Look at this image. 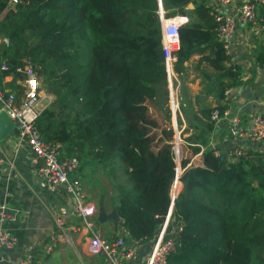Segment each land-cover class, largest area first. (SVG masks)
Segmentation results:
<instances>
[{
    "label": "trees",
    "instance_id": "trees-1",
    "mask_svg": "<svg viewBox=\"0 0 264 264\" xmlns=\"http://www.w3.org/2000/svg\"><path fill=\"white\" fill-rule=\"evenodd\" d=\"M1 13L7 70L0 75L12 76L13 89L15 69L33 67L39 89L53 97L34 124L41 141L57 145L60 159L75 158L77 171L96 165L111 174L125 243H152L179 184L164 234L175 230V247L164 264H264V152H243L235 162L215 157L205 135L211 113L221 116L225 106L200 107L201 117L181 131L175 119L179 139L200 156L196 164L179 159L172 185L174 132L169 125L155 140L147 115L145 101L160 89L167 97L159 17L186 19L171 54L173 76L198 55L197 66L214 74L217 103L237 85L239 69L216 40L207 0H16L12 7L0 0ZM257 61L264 65V44Z\"/></svg>",
    "mask_w": 264,
    "mask_h": 264
},
{
    "label": "crops",
    "instance_id": "crops-1",
    "mask_svg": "<svg viewBox=\"0 0 264 264\" xmlns=\"http://www.w3.org/2000/svg\"><path fill=\"white\" fill-rule=\"evenodd\" d=\"M246 1L248 0H229L228 4L220 7L219 13L231 18L238 6ZM258 16L262 18L260 11H258ZM260 20L258 19L254 24H237L227 39L224 50L229 58V64L238 67L239 75L237 85L224 93L220 103L214 99V74L204 63L197 66L198 55L190 57L183 64V73L176 77L174 85L177 103L175 119L178 118L181 121L180 131L186 128L190 121L201 117L200 107L225 106L223 113L226 115L219 116V121L212 123V130L205 135L207 149L215 146L222 154H227L233 148H239L243 152H264V140L233 141L228 133L231 118L236 117L241 124L250 125L255 117H264V65L259 66L257 61L258 50L264 44V28L260 26ZM2 78L3 86L7 90L20 92L24 88L22 76L15 80L13 89L11 88L12 76L6 75ZM207 87H209V92H205ZM43 98L44 91L41 90L38 101L40 110L51 102L45 105L40 104ZM171 119L175 127L176 121L172 116ZM199 156L200 154L196 155L194 159L198 161ZM88 166L85 165L76 171V175L81 180L83 198L95 205L101 201L104 210L108 213L113 209L110 202L111 194H108L101 185L99 186L97 180L94 183L97 185H91L93 179L87 184L88 177L84 172L89 168ZM179 171L180 175L181 170ZM89 193L94 195H89ZM95 195L97 196L94 197ZM0 205L14 215L13 222H3L0 228L16 239L13 248L0 249V264H14L27 252L26 250H29L31 264H110L104 257H92L84 252L86 240L80 231V220L72 214L65 217L64 226V232L70 238L69 242L61 240L51 253L44 254L43 247L48 241L47 236L52 229L53 218L58 216L63 209L70 212L72 200L64 194L61 187H55L53 190L44 187L40 178L34 173L32 156L23 145L17 143L13 132L0 142ZM96 226L103 232L106 239L126 235L121 227L111 221L102 225L97 223ZM151 244V242L135 244L134 257L128 264H144Z\"/></svg>",
    "mask_w": 264,
    "mask_h": 264
},
{
    "label": "built area",
    "instance_id": "built-area-1",
    "mask_svg": "<svg viewBox=\"0 0 264 264\" xmlns=\"http://www.w3.org/2000/svg\"><path fill=\"white\" fill-rule=\"evenodd\" d=\"M228 3L229 0H207L210 15L216 24V40L222 44L224 49L226 48L227 39L232 34L235 26L237 24H254L257 21L259 8H264V0H248L238 6L231 18H227L219 13V9L222 5ZM10 4H16V0H8V5ZM159 22L165 72L168 78L166 82L169 92V105L171 107L170 114L174 118L176 113L174 110L177 111V103L175 94H172L171 91H173L172 83L175 84L176 77L171 73V62L173 61L171 54L178 47L177 29L186 22V19L177 16L172 18L159 17ZM260 22L262 23V28H264V17L261 18ZM0 44L6 45V39L0 37ZM6 70L7 67L5 65H0V72ZM15 72L23 77L24 88L20 92L7 90L3 86V78L0 75V111L11 121L12 132L16 137L17 143L23 145L32 156L34 173L40 178L44 187L48 190L61 187L64 194L72 200L70 212L63 209L58 216L53 218L52 229L47 236L48 241L43 247L44 254L51 253L61 240L69 242L70 238L64 232V226L65 217L68 214H72L80 220V231H82L86 240L84 252L87 255L104 257L110 264H128L134 257V246L137 242L130 241L125 243L122 235L106 239L96 226L97 207L94 203L83 198L81 183L76 175L78 161L75 158L60 159L58 146L44 144L34 125L41 111L38 107L41 90L39 89L33 67L29 62H25L22 67L15 69ZM32 81H35V87H33ZM222 115H226V113ZM210 121L213 124L219 121V116L216 112L211 113ZM173 132L174 134L176 133V137L179 139V131L175 127ZM228 133L233 141L246 139L262 141L264 140V117H255L250 125L241 124L236 117L231 118L229 120ZM210 150L213 151L215 157H224L231 162H235L243 154V151L239 148H233L227 154L220 153L215 146H211ZM178 177L179 174L176 175L175 172L172 185H174V181ZM173 196L175 195L171 194L170 191V198ZM169 214L170 211L168 210L158 234L152 241L144 264H164L165 256L173 251L175 247V230L167 239H164ZM13 221L14 215L7 208L0 205V224ZM15 243L16 239L0 228V249H11L15 246ZM26 251L14 264H31V257L28 254L29 250Z\"/></svg>",
    "mask_w": 264,
    "mask_h": 264
},
{
    "label": "rangeland",
    "instance_id": "rangeland-1",
    "mask_svg": "<svg viewBox=\"0 0 264 264\" xmlns=\"http://www.w3.org/2000/svg\"><path fill=\"white\" fill-rule=\"evenodd\" d=\"M12 6L13 5H11L9 7H12ZM1 16H2V13L0 14V18H1ZM258 19L259 20L261 19L260 16H257V21H258ZM260 26H262L261 22H260ZM37 82L39 85V81H37ZM174 85L175 84L172 83V88H173V91H171L172 94H174ZM167 87H168V85L166 82V85H165V90H166V95H167L166 98L163 95L164 91L160 89L159 93H158L159 95L157 97H155L156 99L153 100L152 104L148 101H145V104L147 106V113H148L147 115L156 124V127L151 131L152 135H155V140H156V138H159L162 135L161 131L164 130V128L168 127L169 125L171 126L172 130L174 128L172 125V119H171V114H170V108L171 107L169 105V98H168L169 92L167 90ZM157 92H158V90H157ZM52 100H53V97L44 91V98L40 102V104L43 103V105H45L47 102H50ZM166 110L169 111L170 122L167 121L168 119L166 118V115H167ZM174 112H176V110H174ZM174 120H175V117H174ZM171 145H172V152H173V158H174L173 160H174L175 165L176 164L179 165V159L180 158L190 161L191 164H196L197 160H196V158L194 159L195 156H192L190 150L187 148L186 145H184V143L181 139H177L176 133L173 134ZM175 149H177L176 150V152H177V158L176 159L177 160L175 159V156H176ZM88 167L89 168H87L84 172L88 177L87 178V184L90 183V181L93 179L91 181V185H97V184L99 186L101 185L103 188H105V190L107 191L108 194H111V196H113L114 194L112 193L113 191L111 188L112 186H111L110 180H107V179L111 178V174H109L107 171L103 173V171H101L99 168H97L96 165H94L93 167H90V166H88ZM94 169H95V172L93 173ZM79 180H80V177H79ZM95 180H97V184H94ZM80 182H81V180H80ZM179 187L180 186L178 184L174 195H176L177 191L179 190ZM90 189H91V187H90ZM89 195L93 196L94 194L89 193ZM96 196L97 195H95L94 197H96ZM102 234H103V232H102Z\"/></svg>",
    "mask_w": 264,
    "mask_h": 264
},
{
    "label": "water",
    "instance_id": "water-1",
    "mask_svg": "<svg viewBox=\"0 0 264 264\" xmlns=\"http://www.w3.org/2000/svg\"><path fill=\"white\" fill-rule=\"evenodd\" d=\"M0 119H1V122H2V126L0 127V142H2L12 132V123L5 116V114L3 112H1V114H0ZM176 158H177V156H175V159ZM176 181L178 182V178H176ZM174 197L175 196L170 198L169 211L172 209ZM96 207H97L96 222L98 224L102 225L105 222L111 221V222L115 223L118 227H122V222L119 220L115 208H113L110 212L107 213L104 210L101 201L97 202Z\"/></svg>",
    "mask_w": 264,
    "mask_h": 264
},
{
    "label": "bare ground",
    "instance_id": "bare-ground-1",
    "mask_svg": "<svg viewBox=\"0 0 264 264\" xmlns=\"http://www.w3.org/2000/svg\"><path fill=\"white\" fill-rule=\"evenodd\" d=\"M177 169L180 170V168H178V167H177V164H176V165H175L176 175L178 174V172H177L178 170H177Z\"/></svg>",
    "mask_w": 264,
    "mask_h": 264
},
{
    "label": "snow or ice",
    "instance_id": "snow-or-ice-1",
    "mask_svg": "<svg viewBox=\"0 0 264 264\" xmlns=\"http://www.w3.org/2000/svg\"><path fill=\"white\" fill-rule=\"evenodd\" d=\"M31 83L33 84V87H35V81H32Z\"/></svg>",
    "mask_w": 264,
    "mask_h": 264
}]
</instances>
